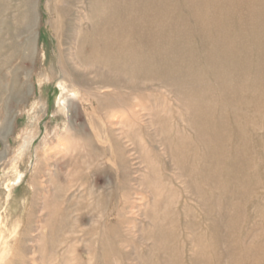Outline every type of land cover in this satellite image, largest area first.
<instances>
[{"label": "rangeland", "instance_id": "1", "mask_svg": "<svg viewBox=\"0 0 264 264\" xmlns=\"http://www.w3.org/2000/svg\"><path fill=\"white\" fill-rule=\"evenodd\" d=\"M104 1L126 70L70 59L104 22L92 0H0V264H264V59L212 29L237 38L264 0H163L158 25L160 0ZM62 70L90 91L67 114Z\"/></svg>", "mask_w": 264, "mask_h": 264}, {"label": "bare ground", "instance_id": "2", "mask_svg": "<svg viewBox=\"0 0 264 264\" xmlns=\"http://www.w3.org/2000/svg\"><path fill=\"white\" fill-rule=\"evenodd\" d=\"M92 8L93 10L95 11V15L96 16H99V17H103V23L102 24H92L91 25V31L87 32V33H84V40H82V44L84 46H87V48L89 47L90 50L87 52V53H84L85 51H81V49H79L78 47V50L77 52H70V59L71 61L77 65V67L79 66V68H83V67H90L92 64L90 63L91 61L93 60H96L95 62V65L97 64L98 68L99 67H102L101 64H103L104 62L109 64V65H115V63H117V60H114L113 57L114 55L116 56L117 53L119 52H123L125 55H126V63L123 65V70H126L128 69L127 68V63L129 62V59H130V56L131 54L129 53L128 51V47H129V43H128V40H129V31L127 29L126 31V34H123L124 36L122 37V40L118 41V37H119V33H118V21L120 20V17L118 16L117 18V12H115V7H116V2H109L110 6L114 7V9L109 10L110 12L107 13V15L103 12V9L109 5L108 2H105L104 0H92ZM111 1V0H110ZM213 3H216V2H213ZM212 4V3H211ZM218 4V3H217ZM250 5H255L257 7H255V9L258 8V2L257 0H254L252 2V4H248V6H246L247 8H250L249 6ZM144 5H141V7H143ZM163 0H160L158 2V4H155V8L156 10H158V13L160 12L161 14H157V19H154L153 23L155 24H159L162 22L163 20V13H162V8H163ZM242 9H245V5H241L240 6ZM239 7V8H240ZM220 7H218V5L216 6V9H219ZM221 9V12L224 13V9L223 8H220ZM142 10V8H141ZM229 10V9H228ZM251 10V8L249 9ZM211 12V11H210ZM145 14V11L143 12L142 10V20L144 18V14ZM167 13V12H166ZM163 17V18H162ZM87 18V14L85 12V19ZM118 19V20H117ZM263 19V18H262ZM202 20V19H201ZM203 21V20H202ZM200 21H198L199 23ZM120 23V22H119ZM249 23V22H248ZM129 24V23H128ZM260 24V23H259ZM258 23L255 22V17L254 16H251V27L249 26V24H246V23H243V25L240 23V25L238 26L240 29H239V33H237V38H233L232 36V33H233V30H236V29H233V25H229L230 27H228L227 29H224L223 27L221 26H218V25H212L214 26V28H212L213 30H220L217 34H221V38L224 39L222 40V43L225 44L226 46V49L228 50L229 53L231 52H236L238 53L240 56H244V54H248V52H251L253 51V53H256V55L263 57L264 53H262L263 55H259V51L264 47V40H259L260 37H263L264 39V21H262V23L259 25ZM121 26V25H120ZM236 26V25H235ZM212 26L209 27V29L211 28ZM237 27V28H238ZM247 28L246 31H251L252 33H257L258 36V39H254L256 42H254L253 38L252 40L253 41H245L246 38L248 35L246 34V31L245 29ZM81 28V27H80ZM79 28V29H80ZM207 28L208 27H205L204 26V33L206 34L208 31H207ZM236 28V27H235ZM122 29V27H121ZM211 29V30H212ZM157 30V29H156ZM223 31V32H222ZM242 34H241V32ZM158 32V33H157ZM216 32V31H215ZM78 33V32H77ZM79 34V33H78ZM212 34V33H211ZM214 34V33H213ZM216 34V33H215ZM214 34V35H215ZM239 34V35H238ZM155 35H156V39L157 37L160 38L161 35H162V32L161 30L159 31H156L155 32ZM247 35V36H246ZM205 36V35H204ZM121 37V36H120ZM163 37V36H162ZM216 37V36H215ZM177 41V39H176ZM215 41V40H214ZM146 42V41H145ZM118 43L120 46H118ZM165 43V42H164ZM217 43V42H216ZM81 44V45H82ZM166 44V43H165ZM210 45V44H209ZM256 46V47H255ZM221 48V47H219ZM260 50H259V49ZM264 49V48H263ZM259 50V51H258ZM159 51V50H158ZM263 51V50H262ZM128 52V53H127ZM160 52V51H159ZM221 52V51H220ZM102 54V55H101ZM105 54H107V56H105ZM99 55L100 58H99ZM226 55V54H225ZM108 57L107 60H99V59H103V57ZM161 56V55H159ZM91 58V59H90ZM138 58V56H137ZM208 59V57H207ZM210 59V58H209ZM225 59V58H224ZM262 59V60H263ZM243 60V59H242ZM104 61V62H103ZM216 61V60H215ZM223 61V59H222ZM230 62H233V59H229ZM248 62V60H246V57L244 58V63ZM144 62V61H143ZM142 62V63H143ZM201 62V60H200ZM199 62V63H200ZM214 62V61H213ZM220 62H221V59H220ZM241 62V61H240ZM204 63V62H203ZM219 63V62H218ZM243 63V66L245 67V65H248L247 64H244ZM138 64V63H137ZM141 64V63H140ZM145 64V63H144ZM143 64V66H144ZM126 68H125V67ZM142 66V69L145 70ZM225 66V64L223 65ZM139 67V66H138ZM209 67V66H208ZM222 67V66H221ZM229 67V66H228ZM242 67V66H241ZM78 68V69H79ZM219 68V67H218ZM176 69V68H175ZM225 69V68H224ZM178 70V69H177ZM212 70V69H211ZM229 70V69H228ZM172 71V70H171ZM166 72V71H165ZM212 72V71H211ZM219 72V71H218ZM232 72V71H231ZM63 80L60 82V87L62 88V93H63V96L61 98V101H60V104H59V109L60 111L64 112V113H68L70 112V108H71V104L73 103L74 100H77L80 98V95L81 94H85L87 92H90V91H87V89H82L83 85L81 84H78L75 79L73 78V76L67 72V71H63ZM213 73V72H212ZM179 74V73H178ZM202 74V73H201ZM223 75V73H222ZM232 75V74H231ZM97 76H101L100 73H97ZM224 76V75H223ZM221 76V77H223ZM146 77V73L144 72L143 73V79ZM216 77V76H215ZM78 78L80 80H83L85 79V76L83 74H79ZM98 78V77H97ZM224 78V77H223ZM142 79V80H143ZM218 80V79H217ZM227 80V79H226ZM223 81V79H222ZM146 82V81H145ZM228 84V83H227ZM107 86L103 85L102 87L100 85H98L97 87V90H100L102 88H105ZM232 91V89H231ZM235 93V92H234ZM232 94V93H231ZM237 94V93H236ZM230 95V94H229ZM233 95V94H232ZM223 97V96H222ZM225 98V97H224ZM215 100V99H214ZM259 103V102H258ZM68 117H70V115H68ZM216 124V123H215ZM227 127V126H226ZM210 129V128H209ZM260 130V129H259ZM262 130V129H261ZM68 133L69 131H71V129H69L68 127ZM202 131V130H201ZM240 133V132H239ZM242 134V136L245 134V133H240V135ZM72 136V135H71ZM70 136V137H71ZM67 138H69V136H67ZM247 135H244L243 136V149L246 147V143H247ZM35 139V135L33 134H30L29 136H26L25 137V141L23 143V145L21 146L20 150H19V155H22L24 154V152L30 148L33 140ZM63 140V139H62ZM245 140V141H244ZM67 141V139H66ZM65 141V142H66ZM214 141V140H213ZM65 142H61L58 147L61 149V151L63 152H67V151H70L69 149H73L74 148V144H72L71 142H68L65 144ZM180 143V142H179ZM215 144V143H214ZM216 145V144H215ZM217 147V146H216ZM179 149V148H178ZM52 150V149H51ZM217 150V148H216ZM238 151H241V150H238ZM63 152V153H64ZM52 153V152H51ZM241 154H238L237 156H240ZM51 156V154L47 155V157ZM218 157V153H216V158ZM214 158L211 159V163H213ZM240 161V158L238 157L237 159H233L231 161V165L233 167H231L230 165V169L233 170V171H237L235 170L234 168H238L240 167V165L238 164ZM246 162V161H245ZM217 164H218V159H216L215 163H214V167L216 168V170H218L217 168ZM215 168L213 169V171H215ZM243 168V167H242ZM242 168L240 167V169L242 170ZM228 169V173L230 175H232L233 173H231V170ZM22 179V176H19V180ZM237 179V178H236ZM224 188V187H223ZM242 188V187H241ZM227 190V189H225ZM262 246V245H261ZM263 247V246H262ZM206 250V249H205ZM233 254V253H232ZM260 262V259L259 261ZM262 263V262H261Z\"/></svg>", "mask_w": 264, "mask_h": 264}]
</instances>
